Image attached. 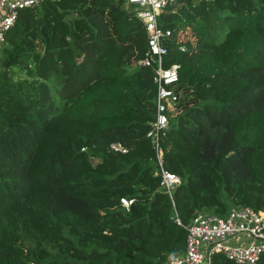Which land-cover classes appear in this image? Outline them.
<instances>
[{"label":"trees","instance_id":"16d2710c","mask_svg":"<svg viewBox=\"0 0 264 264\" xmlns=\"http://www.w3.org/2000/svg\"><path fill=\"white\" fill-rule=\"evenodd\" d=\"M158 22L163 65H179L161 137L171 195L146 135L140 18L125 0L18 11L0 49V264H166L195 210L264 211V0H173Z\"/></svg>","mask_w":264,"mask_h":264},{"label":"built area","instance_id":"2783aa9c","mask_svg":"<svg viewBox=\"0 0 264 264\" xmlns=\"http://www.w3.org/2000/svg\"><path fill=\"white\" fill-rule=\"evenodd\" d=\"M42 1L44 0H0V49L18 11ZM172 1L125 0V6L135 12L146 30V49L136 63L153 69L155 114L146 135L154 148L160 183L170 195L180 177L163 165L161 137L163 130L170 124L168 109L178 102L181 92L178 90V63L163 65V55L168 51L164 39L170 36L171 29L159 25L158 15ZM110 146L115 150H126L119 142H112ZM132 200L120 198L121 205L126 208ZM184 227V250L181 253H168L166 264H212L211 257L217 252L237 264H256L264 252V211L248 205H233L224 216L207 210H195Z\"/></svg>","mask_w":264,"mask_h":264},{"label":"rangeland","instance_id":"374dc122","mask_svg":"<svg viewBox=\"0 0 264 264\" xmlns=\"http://www.w3.org/2000/svg\"><path fill=\"white\" fill-rule=\"evenodd\" d=\"M4 46V45H3ZM3 48V47H2ZM2 58H3V54H2V52H0V61L2 60Z\"/></svg>","mask_w":264,"mask_h":264}]
</instances>
